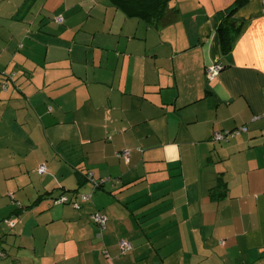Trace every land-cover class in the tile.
I'll list each match as a JSON object with an SVG mask.
<instances>
[{"label": "crops", "instance_id": "crops-1", "mask_svg": "<svg viewBox=\"0 0 264 264\" xmlns=\"http://www.w3.org/2000/svg\"><path fill=\"white\" fill-rule=\"evenodd\" d=\"M237 2L0 0V264H264V4Z\"/></svg>", "mask_w": 264, "mask_h": 264}, {"label": "built area", "instance_id": "built-area-1", "mask_svg": "<svg viewBox=\"0 0 264 264\" xmlns=\"http://www.w3.org/2000/svg\"><path fill=\"white\" fill-rule=\"evenodd\" d=\"M263 4H264V0H263ZM54 19L56 22L62 21V18L60 16H56ZM221 69H222V66L219 63H212V64L208 65L206 67V71H205L206 77L209 80H213L214 78H216L218 76ZM256 118L264 119V112L253 117V119H256ZM246 130H247L246 125H240L234 129H229V130H216L212 134V139L215 141L227 140L228 138H230L234 135H237L240 132L246 131ZM118 154L120 156H124L126 159H128V151L126 149L122 150ZM44 169H45L44 165H40L38 167L37 171H38V173H43ZM89 197H90V195H88V194H80L79 200L75 199L72 201L71 199L68 200V197L66 195H62L59 198L55 199L54 201H55V203L70 202L73 207L80 208L81 202L87 201L89 199ZM89 217L94 223H96L100 227H104L106 224V217H105V215H103L101 213L92 212V213H90ZM119 245H120L122 252H126L131 248L130 242H128L126 239H121L119 241Z\"/></svg>", "mask_w": 264, "mask_h": 264}, {"label": "trees", "instance_id": "trees-1", "mask_svg": "<svg viewBox=\"0 0 264 264\" xmlns=\"http://www.w3.org/2000/svg\"><path fill=\"white\" fill-rule=\"evenodd\" d=\"M165 1L166 0H114V6L120 9L127 17H138V18L150 17V16H158L160 13H162ZM243 2L244 0H238L235 7L242 4ZM224 30L225 29L223 26H219L217 32L220 37L221 47L224 51H226L230 47V39L226 36ZM75 190L76 189H73L72 191L73 194L75 193ZM62 195H66L65 192H62L57 196H51L50 199L53 203H55L54 200ZM67 197L68 200L70 199L72 201L75 200L69 196ZM61 203H67V202H61Z\"/></svg>", "mask_w": 264, "mask_h": 264}, {"label": "rangeland", "instance_id": "rangeland-1", "mask_svg": "<svg viewBox=\"0 0 264 264\" xmlns=\"http://www.w3.org/2000/svg\"><path fill=\"white\" fill-rule=\"evenodd\" d=\"M57 16H60L63 19V17L61 15H57ZM58 23H60V22H58ZM1 30L4 32V35L7 34V32H6L7 29L6 28H2Z\"/></svg>", "mask_w": 264, "mask_h": 264}, {"label": "clouds", "instance_id": "clouds-1", "mask_svg": "<svg viewBox=\"0 0 264 264\" xmlns=\"http://www.w3.org/2000/svg\"><path fill=\"white\" fill-rule=\"evenodd\" d=\"M259 71L264 72V66L260 67Z\"/></svg>", "mask_w": 264, "mask_h": 264}, {"label": "water", "instance_id": "water-1", "mask_svg": "<svg viewBox=\"0 0 264 264\" xmlns=\"http://www.w3.org/2000/svg\"><path fill=\"white\" fill-rule=\"evenodd\" d=\"M224 23H227V24H229V22H228V21H224Z\"/></svg>", "mask_w": 264, "mask_h": 264}, {"label": "bare ground", "instance_id": "bare-ground-1", "mask_svg": "<svg viewBox=\"0 0 264 264\" xmlns=\"http://www.w3.org/2000/svg\"><path fill=\"white\" fill-rule=\"evenodd\" d=\"M262 2H263V0H262Z\"/></svg>", "mask_w": 264, "mask_h": 264}, {"label": "flooded vegetation", "instance_id": "flooded-vegetation-1", "mask_svg": "<svg viewBox=\"0 0 264 264\" xmlns=\"http://www.w3.org/2000/svg\"><path fill=\"white\" fill-rule=\"evenodd\" d=\"M63 20V19H62ZM62 22V21H61Z\"/></svg>", "mask_w": 264, "mask_h": 264}]
</instances>
